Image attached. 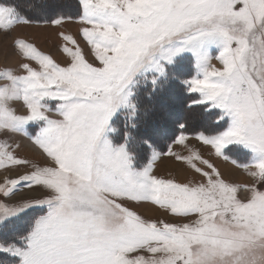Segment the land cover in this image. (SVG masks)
I'll return each instance as SVG.
<instances>
[{
  "label": "snow or ice",
  "instance_id": "1",
  "mask_svg": "<svg viewBox=\"0 0 264 264\" xmlns=\"http://www.w3.org/2000/svg\"><path fill=\"white\" fill-rule=\"evenodd\" d=\"M77 5L79 35L94 62L61 32L64 66L14 38L16 55L27 61L19 65L24 74L0 70V225L33 211L26 230L0 239V264H264V0ZM32 22L15 6L0 5L5 35ZM212 48L221 68L210 63ZM184 53L196 69L181 81L195 94L189 107L215 109L219 126L197 139L241 169L247 183L226 179L196 151L166 153L199 174L195 182L154 175L150 158L138 165L146 141L131 129L141 87L150 96L162 91L178 78L169 66ZM17 101L22 114L12 107ZM11 137L29 141L46 165L19 156L21 144ZM185 139L181 134L175 143ZM21 187L38 195L17 199ZM142 203L167 218L132 210Z\"/></svg>",
  "mask_w": 264,
  "mask_h": 264
},
{
  "label": "rangeland",
  "instance_id": "2",
  "mask_svg": "<svg viewBox=\"0 0 264 264\" xmlns=\"http://www.w3.org/2000/svg\"><path fill=\"white\" fill-rule=\"evenodd\" d=\"M22 3L19 4V7L24 9V16L32 18V23L30 24H18L13 26L10 33L5 35L3 31H0V70L4 68H11L16 71L17 74H24L23 70L19 67L21 62L24 61L22 57L16 55L13 48V40L14 38L24 39L28 42L33 43L39 51L46 55H50L57 63H60L61 66H64V62L68 59L66 54H64L61 50V46L64 44L62 39L59 36V33L63 32L65 34H71L76 39L77 44L81 48L85 59L89 62H94V57L91 54V49L87 46L86 42L79 35V29L82 27L79 21V10L77 5V0H21ZM0 5L7 6L0 0ZM63 16L64 19L61 21L60 25H53L50 21L56 18ZM72 47V45H68ZM212 59L210 63L217 68H221L222 65L218 60L215 59V56L218 54L215 48L209 50ZM178 63H175L169 66V70L175 73L177 79H172L170 81L176 82L180 85L186 94H189L186 91L185 85L181 82L184 79H191L193 75L196 74V69L194 67V60L191 57L190 53L182 54V57H177ZM98 63V62H96ZM34 67H38L33 62ZM172 90L166 94L161 95L157 101L154 102L153 107H163L167 106L168 111L163 112L162 117L164 118V123H167L166 135H170L172 139H169L167 144L160 147L155 144V147L148 144V147L145 150H142L140 157L138 159V165L143 166L148 163V159H152V172L154 175L159 177L174 179L176 182L181 183H189L195 182L200 179L199 174H196L191 168L188 167L187 164L182 160H177L175 155L166 154L169 152V149L172 153L187 156L190 151L198 152L204 159L210 160L216 167L225 168L226 172H223V175L226 179H230L235 183H247L248 177L244 174L241 169L235 168L229 161H225L222 157H217L214 154V151L210 148V146L205 145L201 142V140L197 139V136L201 132H205L207 134V130L211 128L219 127L215 125L214 119L216 117V110H205V105H192V110L189 112L183 111V106L179 101V95H176ZM190 98H186L185 104H191V98L195 94H189ZM13 108L17 110V114H22L26 109L22 107V101L14 102L12 105ZM52 118H58L54 114L50 113ZM157 115V114H156ZM155 115V116H156ZM198 122H201V128L198 127L193 129V124L187 125V130H191L189 132H179L178 134H167L170 132L173 124L176 122H180L184 118H194ZM157 118V116H156ZM121 120H123L121 118ZM158 122H149L147 134H143V138H148L155 142H160V140L165 135L163 133V127L158 125ZM168 124H171L169 127ZM181 124L178 125L180 127ZM195 125V126H196ZM222 126L226 127L225 122H221ZM194 126V127H195ZM162 130V131H161ZM220 130H223L221 128ZM183 134L186 139L184 144L175 143V139ZM17 138V137H16ZM2 139V137H0ZM21 148L17 150V154L23 158H26L34 163L39 164L40 166H45L35 160L33 156L23 152L22 148H24V144L21 143L19 138H17ZM162 144V143H161ZM141 162V163H140ZM198 166L204 167L203 165ZM205 170H207L205 168ZM19 173H23L25 171L24 168H20L16 170ZM3 170H0V179L3 178ZM12 178H15L16 172L12 173ZM264 187V186H262ZM37 193H31L28 189L21 187L19 191L15 194L16 198L19 199L21 197L27 198L31 196H36ZM241 198H243L244 193L239 194ZM135 203V202H133ZM134 211L137 214L147 218V219H162L167 218L163 215L162 210L158 209L154 205H150L147 203H142L139 206L133 207ZM41 214V213H37ZM33 216L32 209H28L25 212L20 213L18 217L10 218V221L5 225H0V239H8L11 238L13 233H20L26 230V222ZM2 255V254H0Z\"/></svg>",
  "mask_w": 264,
  "mask_h": 264
},
{
  "label": "trees",
  "instance_id": "3",
  "mask_svg": "<svg viewBox=\"0 0 264 264\" xmlns=\"http://www.w3.org/2000/svg\"><path fill=\"white\" fill-rule=\"evenodd\" d=\"M2 2L4 4H6L7 6L11 5V6H15L17 8V10L20 12L21 15H24L25 10L19 7V4L22 3L21 0H2ZM42 2H45V0H42ZM172 90V92H174L176 95H179V99H181L179 101V103L181 102L182 106H183V111L184 112H189L192 110V106L189 107V105L185 104L186 102V98H190L189 94H186L184 92V89L178 85L176 82L173 81H169L163 88L162 91H158L153 95H148V89L143 88V86L141 87L140 90V114L137 117L136 123L137 126L133 129H131L132 134L134 136H136L138 139H143L144 141H146V143L144 145H142V149H141V153L142 150H145L148 147V144L155 147L156 145H159L160 147L164 146V148L166 147L165 145L167 144L169 139L171 136L170 135H166V129L167 128V123H164L165 121H163V117L162 114L164 115V111L167 112L168 108L167 106H163V107H153V104L155 101L158 100V98L163 95L166 94L168 92H170ZM171 92V93H172ZM157 114V115H156ZM157 118H156V116ZM194 118H191L190 120H187V118H184L183 120H181L180 122H176L173 124V127L170 129V132H167V134H178L179 132H189L191 130H187V125L188 123L193 124L194 126L196 125L197 121L195 119L194 115H191ZM123 119V117H121ZM149 122H158L161 126L163 127V133L165 132V135L163 136V138L160 140V142H155L153 140L146 138H143V134H147V127ZM179 124H183L184 128L178 127ZM169 127L171 126V124H168ZM202 125L201 122H198V125H196L195 127L193 126V129L197 128L196 130H198V127L201 128L200 126ZM118 127H121V132L123 131V125L118 124ZM203 126V125H202ZM202 129V128H201ZM162 143V144H161ZM139 162V161H138ZM141 163V162H140Z\"/></svg>",
  "mask_w": 264,
  "mask_h": 264
},
{
  "label": "bare ground",
  "instance_id": "4",
  "mask_svg": "<svg viewBox=\"0 0 264 264\" xmlns=\"http://www.w3.org/2000/svg\"><path fill=\"white\" fill-rule=\"evenodd\" d=\"M188 119V118H187ZM12 140H16L18 141V139L16 137H11ZM20 139V138H19ZM20 141H22L21 143L24 144V148H22L23 152L33 156V158L35 160H37L38 162L45 164L46 165V160L36 151L33 150V148L30 145V142L25 140V139H20ZM220 171L222 172H226L225 168H220Z\"/></svg>",
  "mask_w": 264,
  "mask_h": 264
}]
</instances>
